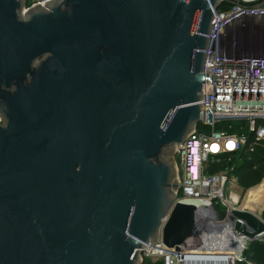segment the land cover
Here are the masks:
<instances>
[{
  "label": "water",
  "instance_id": "1",
  "mask_svg": "<svg viewBox=\"0 0 264 264\" xmlns=\"http://www.w3.org/2000/svg\"><path fill=\"white\" fill-rule=\"evenodd\" d=\"M25 1L0 0V264H143L202 210L264 264V216L175 201L169 150L204 117L215 9L239 0Z\"/></svg>",
  "mask_w": 264,
  "mask_h": 264
},
{
  "label": "built area",
  "instance_id": "2",
  "mask_svg": "<svg viewBox=\"0 0 264 264\" xmlns=\"http://www.w3.org/2000/svg\"><path fill=\"white\" fill-rule=\"evenodd\" d=\"M48 1L32 0V3L45 5ZM215 11L217 16H213L207 34L202 66V73H208V78L203 83L200 104L204 117L199 124L207 130H199L197 125L183 144L175 148L179 157L175 201L203 200L214 209L225 211L236 208L239 199L231 191L237 184L233 168L226 166L209 173L208 167L224 159L231 161L234 154L242 151L254 152L258 144H264V45L259 46L260 54L252 55L243 51L239 43L244 34L264 30V1L239 0L226 9L218 6ZM196 51L192 52V60ZM224 121L239 124L226 128ZM221 203L225 209L219 208ZM196 220L200 224L199 217ZM207 235L200 232V237L209 238L200 240L204 244H195L192 234L174 246H167L162 239L155 244L144 243L141 259L162 264H239L235 251L219 241L215 244L216 236Z\"/></svg>",
  "mask_w": 264,
  "mask_h": 264
},
{
  "label": "trees",
  "instance_id": "3",
  "mask_svg": "<svg viewBox=\"0 0 264 264\" xmlns=\"http://www.w3.org/2000/svg\"><path fill=\"white\" fill-rule=\"evenodd\" d=\"M233 4L229 2H222L219 5L220 9H226ZM199 130H207V127H203L198 124ZM226 166L232 167V174L237 179V184L243 190L258 185L264 180V144H258L254 152L246 153L242 151L234 154L231 161L226 159L219 163L211 164L208 167L209 173H216L223 170ZM264 215V214H263ZM143 264H162L159 261H153L151 259H144ZM239 264H246L245 262H239Z\"/></svg>",
  "mask_w": 264,
  "mask_h": 264
},
{
  "label": "rangeland",
  "instance_id": "4",
  "mask_svg": "<svg viewBox=\"0 0 264 264\" xmlns=\"http://www.w3.org/2000/svg\"><path fill=\"white\" fill-rule=\"evenodd\" d=\"M239 43H240V46L242 47L243 51H246V52H248L249 54H252V55L260 54L261 52H260L259 46L262 45V44L264 45V30H262L259 33L244 34L242 37H240V42ZM222 124L226 128H228L229 124H232L233 127H236V126H238L237 124H239V122L224 121V122H222ZM169 150L171 151V156H172L173 160L175 162H177L179 157H178V155H176L175 148L174 147L173 148H169ZM262 182L264 183V180H262L261 183H259L258 185L249 188L248 190H243L241 187H239L238 184H235L234 186H232L231 187V191L235 195H237L239 197L238 203L236 204L235 207L236 208H244V209H247V210H250L252 212L257 213L260 216H263V212H262L261 209L258 208V206H255V208L254 207L248 208L246 206V203L249 200L248 196H249V193H250L251 189L261 185ZM262 203H264V197L262 198V200H261V202L259 204H262ZM219 208L220 209H225L226 206L221 203L219 205Z\"/></svg>",
  "mask_w": 264,
  "mask_h": 264
},
{
  "label": "bare ground",
  "instance_id": "5",
  "mask_svg": "<svg viewBox=\"0 0 264 264\" xmlns=\"http://www.w3.org/2000/svg\"><path fill=\"white\" fill-rule=\"evenodd\" d=\"M263 192H264V183L262 182L261 185L251 189L249 194L252 195L251 197H253V198L246 203V206L248 208H252V207L255 208V206H257L261 202V199L263 198L262 196H264ZM201 218L203 220H201L200 224H198V226L196 225L197 227L194 228L192 231H190V234H192L196 239V241H194V243L195 244H198V243L204 244V243H201L200 240L205 241V240L209 239L208 237H205V236L200 237L199 236L200 231H202L201 233L203 235H207L205 233L208 231H213L214 233H215V231H218V237L214 238L215 244H219V242H221L224 246H226V243H225L226 241L222 237H220L219 234H221L222 232L229 231L228 230L229 227H227V223H224L225 225L222 224V222H219L216 219H214L213 214L207 213L205 211H202ZM215 223H218V225L213 226ZM221 243H220V245H221ZM206 244H209V243H206Z\"/></svg>",
  "mask_w": 264,
  "mask_h": 264
},
{
  "label": "flooded vegetation",
  "instance_id": "6",
  "mask_svg": "<svg viewBox=\"0 0 264 264\" xmlns=\"http://www.w3.org/2000/svg\"><path fill=\"white\" fill-rule=\"evenodd\" d=\"M36 5H39V4H35V3H32V0H26L23 7H22V12L23 14L26 13V11L31 8L32 6H36ZM13 89V88H12ZM3 120L0 119V123L3 124Z\"/></svg>",
  "mask_w": 264,
  "mask_h": 264
},
{
  "label": "crops",
  "instance_id": "7",
  "mask_svg": "<svg viewBox=\"0 0 264 264\" xmlns=\"http://www.w3.org/2000/svg\"><path fill=\"white\" fill-rule=\"evenodd\" d=\"M251 196H252V195L249 194V200H251V199L253 198V197H251ZM262 197H264V196H262ZM249 200H248V201H249ZM261 200H262V199H261ZM257 206H258L259 209L262 210V212H263V214H264V203H262V204H258ZM263 216H264V215H263Z\"/></svg>",
  "mask_w": 264,
  "mask_h": 264
}]
</instances>
